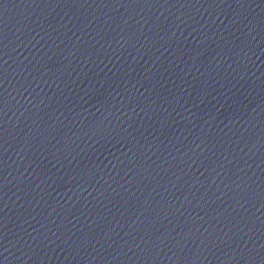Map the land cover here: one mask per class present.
Instances as JSON below:
<instances>
[{"label":"water","instance_id":"water-1","mask_svg":"<svg viewBox=\"0 0 264 264\" xmlns=\"http://www.w3.org/2000/svg\"><path fill=\"white\" fill-rule=\"evenodd\" d=\"M0 264H264V0H0Z\"/></svg>","mask_w":264,"mask_h":264}]
</instances>
